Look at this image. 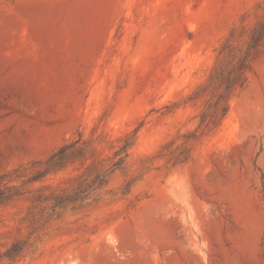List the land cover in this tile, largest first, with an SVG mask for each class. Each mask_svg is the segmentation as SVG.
<instances>
[{"label": "rangeland", "instance_id": "obj_1", "mask_svg": "<svg viewBox=\"0 0 264 264\" xmlns=\"http://www.w3.org/2000/svg\"><path fill=\"white\" fill-rule=\"evenodd\" d=\"M259 1L0 0V173L78 130L107 135L106 153L133 140L99 201L0 264H264V52L222 125L189 143V161L157 157L198 128L204 99L187 97ZM17 210L0 208V250L27 235Z\"/></svg>", "mask_w": 264, "mask_h": 264}, {"label": "trees", "instance_id": "obj_2", "mask_svg": "<svg viewBox=\"0 0 264 264\" xmlns=\"http://www.w3.org/2000/svg\"><path fill=\"white\" fill-rule=\"evenodd\" d=\"M254 10L252 21H247L249 12H244L230 29L216 48V59L208 76L187 97V100L204 99L198 128L172 139L157 157H166L174 164L189 161L192 155L189 143L205 131L217 129L228 116L232 96L247 86L254 61L264 52V0ZM180 137L182 142L176 144ZM108 142L104 133L96 135L93 131L87 136L78 130L48 156L0 173V208H17L11 213L16 229L28 230L26 237L7 243L0 250V257L20 258L51 220L70 211L86 210L100 200L115 173L128 168L133 146L129 134L110 142L106 153L102 146ZM136 179L133 177L124 184L123 194L130 191ZM7 225V217L0 213V226Z\"/></svg>", "mask_w": 264, "mask_h": 264}]
</instances>
